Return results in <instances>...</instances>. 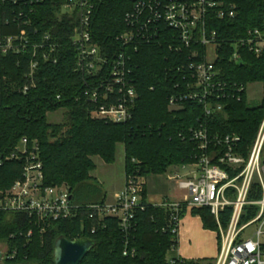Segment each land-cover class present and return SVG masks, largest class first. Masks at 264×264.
I'll return each mask as SVG.
<instances>
[{
  "label": "trees",
  "instance_id": "16d2710c",
  "mask_svg": "<svg viewBox=\"0 0 264 264\" xmlns=\"http://www.w3.org/2000/svg\"><path fill=\"white\" fill-rule=\"evenodd\" d=\"M136 1L98 0L93 35L103 47L115 45V37L126 30L125 16ZM226 1L237 6L238 16L218 24L221 38L243 36L248 28L263 23L264 0ZM13 8L8 7L4 11L9 23L4 24L1 31L11 35L22 28L31 30L28 26L20 27ZM34 8L35 25L43 32H52L60 44L59 62H42L37 70L36 86L24 92L30 54L8 55L2 59L0 190L10 188L22 177L24 161L10 158L22 138L39 144L45 185L67 186L74 203L84 208L106 203L107 193L103 184L91 175L96 168L93 157L100 156L106 163H114L120 143L125 149L126 180L134 174L144 178L166 174L172 167L196 161L201 152L192 140L191 130L200 125L203 108L186 102L179 108L171 109L169 99L177 90L175 76L168 70L180 61V57L168 43L157 41L145 44L133 55L138 99L130 120L112 123L92 118V104L83 95L82 79L75 72L77 51L71 41L74 20L60 18L58 7L53 2L36 4ZM231 48V45L225 46L221 51L220 76L246 86L261 82L264 88V54L258 57L244 49L240 60L230 61L228 51ZM177 77L180 80L183 75ZM61 109L65 110L64 120L61 123L50 122L48 114ZM211 118L207 121L209 129L239 136L241 152L247 156L264 120V90L258 106H251L244 93L240 100H227L224 111ZM259 197L256 184L249 199ZM142 205L144 209L136 211V226L129 235L122 230L118 219L105 217L99 224L90 212L56 221L49 227L45 225V231H41V227L27 213L3 212L0 214V243L6 244L7 251L4 254L0 251L5 256L2 262L55 264L57 239L89 237L96 244L81 264H170L169 258L176 259L180 264H213L212 259L186 260L177 253L179 237L173 233L175 221L172 212L149 202L145 189ZM258 211L257 206H247L242 223L255 218ZM185 212L181 213V218ZM192 213L201 217L205 229L219 233L218 222L209 208L193 209ZM231 214L232 210L228 208L220 216L223 227H228ZM94 226L97 228L95 232ZM127 241L131 249L137 250L136 256L124 255Z\"/></svg>",
  "mask_w": 264,
  "mask_h": 264
},
{
  "label": "built area",
  "instance_id": "2783aa9c",
  "mask_svg": "<svg viewBox=\"0 0 264 264\" xmlns=\"http://www.w3.org/2000/svg\"><path fill=\"white\" fill-rule=\"evenodd\" d=\"M44 2H53L60 18L75 22L71 37L77 51L75 72L82 79L83 95L92 104V118L112 123H124L132 118L138 99L133 55L140 46L165 41L179 55L180 61L168 70L175 76L177 90L169 104L171 109L186 102L202 106V121L191 130L192 140L201 154L194 163L178 166L173 175L178 188L185 192L183 198L166 199L159 205L172 212L173 233L178 237L182 212L209 208L218 222L220 235V251L213 264H264V120L247 156L241 152L239 136L214 132L207 124L211 117L224 111L227 100H240L248 93V85L220 76L223 47L233 46L228 51L230 61L240 60L244 49L262 56L264 19L260 26L248 28L243 36L223 39L218 24L238 16L233 3L226 0H138L125 16L126 30L115 37V45L105 48L93 35L98 0H0V66L8 55L30 54L24 92L36 86L37 70L42 62H59L60 44L56 37L35 25L34 6ZM8 7L15 8L20 27L28 26L31 30L22 28L16 34H4L1 27L9 23L4 16ZM179 75H183L180 80ZM10 158L23 160L24 168L20 179L10 188L0 190V214L27 213L41 231L56 221L90 212L99 224L105 217L118 219L122 230L129 235L136 226V211L144 209L145 178L137 174L128 177L115 203L91 204L84 208L74 203L67 186L45 185L37 141L22 138ZM256 184L261 197L250 200ZM249 205L259 207L258 214L242 223ZM228 208L232 210L231 220L224 228L220 216ZM255 225L257 228L246 236V231ZM96 229L94 226L93 232ZM136 254L137 250L131 249L127 241L124 255L134 257ZM169 262L180 264L174 258H169Z\"/></svg>",
  "mask_w": 264,
  "mask_h": 264
},
{
  "label": "crops",
  "instance_id": "0c3cea01",
  "mask_svg": "<svg viewBox=\"0 0 264 264\" xmlns=\"http://www.w3.org/2000/svg\"><path fill=\"white\" fill-rule=\"evenodd\" d=\"M177 167H172L166 174L150 175L152 176L150 177L151 182L149 181V176L145 177V192L149 202L159 204L166 199L181 200V197H176L172 193L170 194L167 189V187L170 188L172 182L176 185V182L173 180V175L178 169ZM165 176H167L170 182L165 179ZM176 187L178 188L177 185ZM115 201L113 203H115ZM196 216L198 215H194L192 210H186L181 219L177 253L186 260L212 259L215 262L220 251L219 234L218 232L216 233V231L205 229L201 217L199 216V218L196 219ZM193 241L197 243L194 246L192 245Z\"/></svg>",
  "mask_w": 264,
  "mask_h": 264
},
{
  "label": "rangeland",
  "instance_id": "374dc122",
  "mask_svg": "<svg viewBox=\"0 0 264 264\" xmlns=\"http://www.w3.org/2000/svg\"><path fill=\"white\" fill-rule=\"evenodd\" d=\"M263 84L261 82L250 83L248 85L247 98L251 106H258L263 98ZM65 110L61 109L55 112H50L48 114V120L53 123H61L64 120ZM93 160L96 164L95 170L91 173L93 178H96L99 182L103 184L105 192H107V203L112 204L116 197L125 189V149L124 144L120 143L117 145L116 159L114 163H106L100 156H94ZM152 176H149V181L151 182ZM165 179L168 178L165 176ZM166 181V182H167ZM170 182V181H168ZM150 186V184H149ZM151 188V186H150ZM170 194H174L176 197H183L184 191L176 187L172 182L170 188L167 187ZM177 200V199H176ZM199 216H196L198 219ZM223 227V226H222ZM225 228V227H224ZM257 228V225L250 227L246 231V236L249 235L253 230ZM217 233V232H216ZM264 241V237H263ZM197 243L193 241V246ZM0 251L5 253L7 251L6 244L0 243ZM0 264H4L3 262Z\"/></svg>",
  "mask_w": 264,
  "mask_h": 264
},
{
  "label": "water",
  "instance_id": "95a60500",
  "mask_svg": "<svg viewBox=\"0 0 264 264\" xmlns=\"http://www.w3.org/2000/svg\"><path fill=\"white\" fill-rule=\"evenodd\" d=\"M95 240L83 237L71 240L67 237H60L55 242L54 263L55 264H81L84 258L94 249ZM3 256L0 253V263Z\"/></svg>",
  "mask_w": 264,
  "mask_h": 264
}]
</instances>
